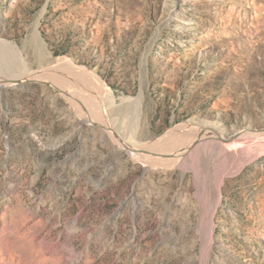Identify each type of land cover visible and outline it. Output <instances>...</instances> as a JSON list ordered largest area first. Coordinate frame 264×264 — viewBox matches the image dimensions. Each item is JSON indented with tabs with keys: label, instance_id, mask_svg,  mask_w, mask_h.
Masks as SVG:
<instances>
[{
	"label": "rangeland",
	"instance_id": "374dc122",
	"mask_svg": "<svg viewBox=\"0 0 264 264\" xmlns=\"http://www.w3.org/2000/svg\"><path fill=\"white\" fill-rule=\"evenodd\" d=\"M166 1L0 0V38L132 99L107 119L135 148L189 121L263 130L264 0ZM54 89L0 85V264H264V152L143 160Z\"/></svg>",
	"mask_w": 264,
	"mask_h": 264
},
{
	"label": "bare ground",
	"instance_id": "6f19581e",
	"mask_svg": "<svg viewBox=\"0 0 264 264\" xmlns=\"http://www.w3.org/2000/svg\"><path fill=\"white\" fill-rule=\"evenodd\" d=\"M180 1L167 0L165 6L174 9ZM38 25L39 21L33 25L31 41L35 42L34 46L41 47ZM44 61L47 66L30 69L18 45L0 38V85L37 80L53 86L60 95L66 96L72 102L71 106L76 107L86 120L98 123L104 132L127 145L132 149L133 154L143 160L188 161L190 157L194 158L198 153L210 150L209 155L213 159L232 156L237 163L253 155L252 149L264 152V129L248 132L235 131L228 134L221 125L208 121L201 123L189 121L178 124L153 140L140 142L139 148H135L138 142L123 137L116 129V122L107 119L108 111L110 115H114L115 112L118 114L125 105L132 102V99L122 101L120 105H114L110 90L93 70L76 65L63 56L52 59L46 57ZM138 98L139 96L135 99ZM215 205H212L211 213ZM212 234L210 226L206 235L208 244Z\"/></svg>",
	"mask_w": 264,
	"mask_h": 264
},
{
	"label": "water",
	"instance_id": "95a60500",
	"mask_svg": "<svg viewBox=\"0 0 264 264\" xmlns=\"http://www.w3.org/2000/svg\"><path fill=\"white\" fill-rule=\"evenodd\" d=\"M41 84H43V85H45V86H47L48 84L47 83H42V82H40ZM52 88V87H51ZM53 89V88H52ZM54 91H56V89H54Z\"/></svg>",
	"mask_w": 264,
	"mask_h": 264
}]
</instances>
